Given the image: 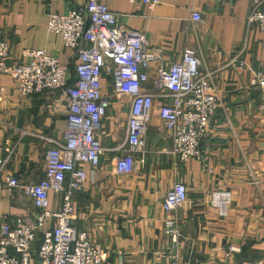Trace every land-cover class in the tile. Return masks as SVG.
Wrapping results in <instances>:
<instances>
[{"label": "crops", "instance_id": "0c3cea01", "mask_svg": "<svg viewBox=\"0 0 264 264\" xmlns=\"http://www.w3.org/2000/svg\"><path fill=\"white\" fill-rule=\"evenodd\" d=\"M100 1L119 25L160 49L164 64L178 61L185 48L194 49L199 71L208 75L220 101L200 142V160L181 163L170 153V134L158 117L166 101L156 93L143 152L134 155L129 175H118L115 163L122 154L115 149L126 135L130 100L115 96L110 77L104 76L101 87L109 107L96 132L103 153L90 180L73 195L72 225L103 247L108 264H264V91L250 86L264 61V34L247 24L251 0H158L153 8ZM84 3L0 0V39L10 59H19L24 49L41 50L67 67L72 79L76 55L46 24L49 14H66ZM193 11L200 13V22L191 21ZM155 68L149 67L144 90L153 91ZM66 116L61 93L23 96L14 81L0 76V140L10 151L3 154L5 173L21 186L43 179L45 153L53 141H63ZM174 183H182L187 195L171 214L179 233L175 243L166 233L168 216L162 210ZM49 201L50 211L60 209L58 194L50 193ZM35 217L19 189L0 190V226H12L17 218L32 224ZM53 224L47 219L41 232ZM229 247L239 252L227 257Z\"/></svg>", "mask_w": 264, "mask_h": 264}, {"label": "built area", "instance_id": "2783aa9c", "mask_svg": "<svg viewBox=\"0 0 264 264\" xmlns=\"http://www.w3.org/2000/svg\"><path fill=\"white\" fill-rule=\"evenodd\" d=\"M128 1L148 8L159 4L158 0ZM263 1L251 0L247 24L264 34V12L260 10ZM191 21H201L198 11L191 13ZM46 29L59 35L64 45L74 51L78 62L72 79L67 67L41 50L24 49L19 59H10L7 44L0 39V76L14 81L23 96L59 92L66 99L67 109L63 141H53L47 149L44 177L36 184L21 186L15 177L5 173L7 158L3 154L10 151L7 141L0 140V190L19 189L36 210L32 224L21 218L12 226L1 224L0 264H108L103 247L71 223L73 195L90 180L103 153L96 139L109 107V97L102 93V78L110 77L115 96L130 100L126 135L115 149L122 154L116 159L115 172L124 176L133 171L134 155L143 152L156 93L166 101L159 106L158 117L170 134V153L181 163L200 160V142L219 106V95L208 75L199 71L194 49L185 48L178 61L164 64L160 49L151 47L141 33L119 25L117 15L100 0H85L84 7L66 14H49ZM152 64L156 68L151 92L143 86L149 81ZM252 75L250 86L264 91V61ZM85 166L90 167L89 171ZM50 193L60 196L58 211L49 210ZM186 200L185 186L174 183L162 201V210L168 216L166 233L173 243L179 233L171 214ZM47 219H54V224L41 232ZM40 232L38 246L32 251ZM237 252L238 248L229 247L225 256Z\"/></svg>", "mask_w": 264, "mask_h": 264}]
</instances>
